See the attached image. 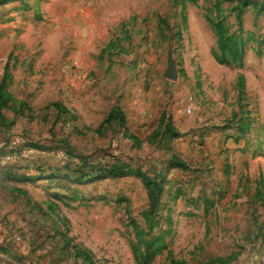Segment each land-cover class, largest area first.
Segmentation results:
<instances>
[{
  "label": "rangeland",
  "instance_id": "obj_1",
  "mask_svg": "<svg viewBox=\"0 0 264 264\" xmlns=\"http://www.w3.org/2000/svg\"><path fill=\"white\" fill-rule=\"evenodd\" d=\"M0 264H264V0H0Z\"/></svg>",
  "mask_w": 264,
  "mask_h": 264
},
{
  "label": "trees",
  "instance_id": "obj_2",
  "mask_svg": "<svg viewBox=\"0 0 264 264\" xmlns=\"http://www.w3.org/2000/svg\"><path fill=\"white\" fill-rule=\"evenodd\" d=\"M214 29L216 31V36L218 38V46L220 48V50L222 51H228L229 54L231 55L232 60H235L237 57V42L232 41L231 37H227L226 36V29L224 27V25L222 24V22H215L213 23ZM239 43V42H238ZM116 113L115 111H111L106 120L105 121H110L111 119H113L115 117ZM111 174L116 175V176H120L124 173L123 170V166H113L111 171ZM146 179V184L147 185H151V182L149 181V179ZM154 188H157V184H152ZM152 192V194H154V191L150 190ZM155 199V198H154ZM156 201V200H155Z\"/></svg>",
  "mask_w": 264,
  "mask_h": 264
},
{
  "label": "water",
  "instance_id": "obj_3",
  "mask_svg": "<svg viewBox=\"0 0 264 264\" xmlns=\"http://www.w3.org/2000/svg\"><path fill=\"white\" fill-rule=\"evenodd\" d=\"M172 65H173L172 62L170 61V62H169V67H170V69H172Z\"/></svg>",
  "mask_w": 264,
  "mask_h": 264
}]
</instances>
